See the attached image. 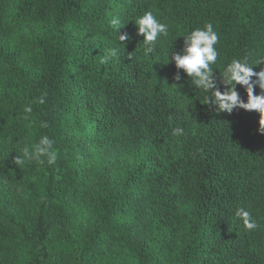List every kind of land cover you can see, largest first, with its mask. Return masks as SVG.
Returning a JSON list of instances; mask_svg holds the SVG:
<instances>
[{
    "label": "trees",
    "instance_id": "16d2710c",
    "mask_svg": "<svg viewBox=\"0 0 264 264\" xmlns=\"http://www.w3.org/2000/svg\"><path fill=\"white\" fill-rule=\"evenodd\" d=\"M146 11L169 26L148 55ZM207 23L223 92L232 59L264 57V0H0V264H264L260 116L217 112L169 62ZM43 135L56 163L17 167Z\"/></svg>",
    "mask_w": 264,
    "mask_h": 264
},
{
    "label": "clouds",
    "instance_id": "9594fccd",
    "mask_svg": "<svg viewBox=\"0 0 264 264\" xmlns=\"http://www.w3.org/2000/svg\"><path fill=\"white\" fill-rule=\"evenodd\" d=\"M109 23L117 32L121 21L118 17H114ZM134 23L137 26V34L144 37L145 55L154 51V45L160 36H168L169 26L160 22L151 11L144 12L143 15L136 18ZM118 38L119 42H126L129 39L127 34L120 35ZM218 39V34L212 23L205 24L203 28H195L183 36L184 46L181 52L171 51L169 62H174L175 67L186 74L190 85L205 94L204 104L215 106L217 112L231 113L237 108L257 112L260 116L258 131L264 134V68L259 71L253 70L254 65L264 62V57L251 63L248 57L232 59L222 74L220 73L222 83L225 85L224 91L221 92L212 67L216 64L219 55L215 47ZM117 55L118 50L116 48L109 49L107 55L102 57L101 64H108L111 59L117 58ZM174 78L179 81L181 79L180 73L177 72ZM237 85L244 88L247 94V102L241 98L236 90ZM256 88L260 90L259 94H254ZM46 95V93L41 94L35 103L44 104ZM23 111L26 114L31 113L33 111L32 105L25 106ZM41 127L46 128L48 125L42 123ZM173 134L183 135V129L177 128ZM54 144L53 139L43 135L31 147H23L21 149L22 155L15 158L14 164L19 167L34 162L52 166L58 158ZM235 215L242 220L246 229L254 230L258 227L256 220L243 208L238 209Z\"/></svg>",
    "mask_w": 264,
    "mask_h": 264
}]
</instances>
